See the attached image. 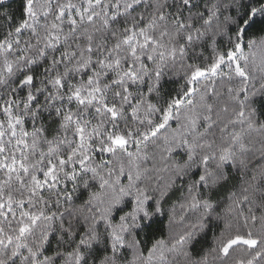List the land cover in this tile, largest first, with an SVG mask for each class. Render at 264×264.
I'll return each mask as SVG.
<instances>
[{
    "label": "snow or ice",
    "instance_id": "obj_1",
    "mask_svg": "<svg viewBox=\"0 0 264 264\" xmlns=\"http://www.w3.org/2000/svg\"><path fill=\"white\" fill-rule=\"evenodd\" d=\"M0 264H264V0H0Z\"/></svg>",
    "mask_w": 264,
    "mask_h": 264
},
{
    "label": "trees",
    "instance_id": "obj_2",
    "mask_svg": "<svg viewBox=\"0 0 264 264\" xmlns=\"http://www.w3.org/2000/svg\"><path fill=\"white\" fill-rule=\"evenodd\" d=\"M13 7H15V5H13Z\"/></svg>",
    "mask_w": 264,
    "mask_h": 264
}]
</instances>
